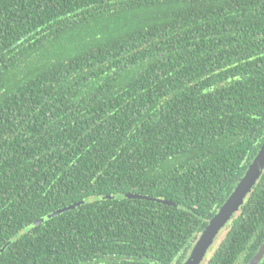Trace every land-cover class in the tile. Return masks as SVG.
I'll return each mask as SVG.
<instances>
[{
	"label": "trees",
	"instance_id": "16d2710c",
	"mask_svg": "<svg viewBox=\"0 0 264 264\" xmlns=\"http://www.w3.org/2000/svg\"><path fill=\"white\" fill-rule=\"evenodd\" d=\"M263 142L264 0H0V264H184Z\"/></svg>",
	"mask_w": 264,
	"mask_h": 264
},
{
	"label": "water",
	"instance_id": "95a60500",
	"mask_svg": "<svg viewBox=\"0 0 264 264\" xmlns=\"http://www.w3.org/2000/svg\"><path fill=\"white\" fill-rule=\"evenodd\" d=\"M264 172V142L259 150L258 154L252 161L247 172L226 200L224 205L219 209L217 214L209 221L207 227L203 230L199 238L195 241L190 254L184 264H203L204 261L209 256L211 249L214 247L221 233L232 220V218L237 214L242 205L244 204L246 198L252 192L253 188L256 186ZM129 198L142 199L146 201L163 203L165 205H172L169 202L156 200L148 197H141L135 195H129ZM79 204L72 205L65 209L59 210L45 218L39 220L35 225L41 224L44 221L57 216L59 214L65 213L78 207ZM264 257V245L260 248L258 254L255 257L254 262L258 263Z\"/></svg>",
	"mask_w": 264,
	"mask_h": 264
},
{
	"label": "flooded vegetation",
	"instance_id": "af4514ba",
	"mask_svg": "<svg viewBox=\"0 0 264 264\" xmlns=\"http://www.w3.org/2000/svg\"><path fill=\"white\" fill-rule=\"evenodd\" d=\"M217 242H218V241H217ZM217 242H216V243H217ZM215 245H216V244H215ZM215 245H214V246H215ZM263 245H264V244H263ZM263 245H262V246H263ZM259 250H260V249H259ZM258 252H259V251H258ZM258 252H257V254H258ZM257 254H256V255H257ZM256 255H255V257H256ZM255 257H254L253 260L250 262V264H260L261 261L264 259V257H263L258 263H256V262H254ZM203 264H204V263H203Z\"/></svg>",
	"mask_w": 264,
	"mask_h": 264
},
{
	"label": "rangeland",
	"instance_id": "374dc122",
	"mask_svg": "<svg viewBox=\"0 0 264 264\" xmlns=\"http://www.w3.org/2000/svg\"><path fill=\"white\" fill-rule=\"evenodd\" d=\"M220 237H221V235H220ZM220 237L218 238V241H220ZM208 257H209V256H208ZM209 258H210V257H209ZM207 259H208V258H207ZM205 261H206V260H205ZM205 261H204V262H205Z\"/></svg>",
	"mask_w": 264,
	"mask_h": 264
}]
</instances>
